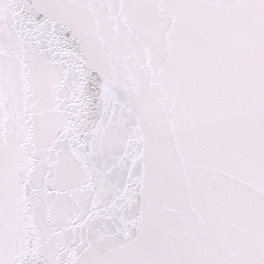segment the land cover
I'll return each mask as SVG.
<instances>
[{
	"label": "snow or ice",
	"instance_id": "obj_1",
	"mask_svg": "<svg viewBox=\"0 0 264 264\" xmlns=\"http://www.w3.org/2000/svg\"><path fill=\"white\" fill-rule=\"evenodd\" d=\"M0 264H264V0H0Z\"/></svg>",
	"mask_w": 264,
	"mask_h": 264
}]
</instances>
